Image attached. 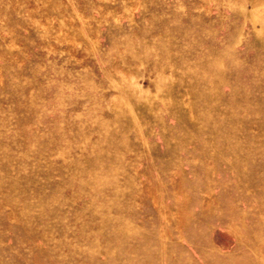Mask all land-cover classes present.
<instances>
[{
	"label": "rangeland",
	"instance_id": "rangeland-1",
	"mask_svg": "<svg viewBox=\"0 0 264 264\" xmlns=\"http://www.w3.org/2000/svg\"><path fill=\"white\" fill-rule=\"evenodd\" d=\"M0 264H264V0H0Z\"/></svg>",
	"mask_w": 264,
	"mask_h": 264
}]
</instances>
